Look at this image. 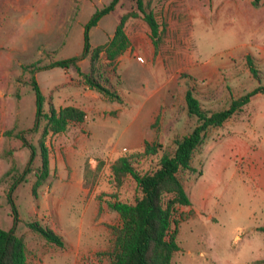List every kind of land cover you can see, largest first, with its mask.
Returning a JSON list of instances; mask_svg holds the SVG:
<instances>
[{
	"label": "rangeland",
	"instance_id": "374dc122",
	"mask_svg": "<svg viewBox=\"0 0 264 264\" xmlns=\"http://www.w3.org/2000/svg\"><path fill=\"white\" fill-rule=\"evenodd\" d=\"M110 0H0V228L13 225L6 192L22 174L29 149L36 146L33 75L42 96V111L77 106L80 123L48 134V175L31 193V171L13 192L15 234L26 246V264H105L119 226L114 200L132 202L135 183H115V158L142 149L143 141L160 144L157 155L134 164L152 169L173 139L187 134L196 119L186 113L183 95L190 89L201 107L217 111L256 86H264V0H142L158 24L152 42L142 15L128 18V48L115 69L100 56L101 69L121 102L106 101L86 88L75 70L38 68L78 56L84 26ZM136 11L135 0H117L87 30L90 46L109 39L121 14ZM247 58L257 70L254 78ZM34 64V71L28 65ZM80 72L87 57L78 59ZM194 171L179 173L189 205H176L171 264H251L264 258V90L240 111L212 129L192 160ZM48 226L63 245L46 242L27 227ZM173 227V225H172Z\"/></svg>",
	"mask_w": 264,
	"mask_h": 264
},
{
	"label": "trees",
	"instance_id": "16d2710c",
	"mask_svg": "<svg viewBox=\"0 0 264 264\" xmlns=\"http://www.w3.org/2000/svg\"><path fill=\"white\" fill-rule=\"evenodd\" d=\"M260 1L251 0L255 5ZM116 2L117 0H110L108 5L96 10L88 19L84 26L83 48L80 55L54 60L38 68L71 66L86 88L96 91L106 101L120 103L121 97L115 86L102 72L100 56H103L106 65L115 69L118 58L129 46V39L124 31V23L128 18L136 17L140 13L149 28L154 44L158 34V24L152 11L146 9L143 1L135 0L136 11H128L120 15L109 39L102 44L90 46L88 28L95 25L102 15L112 10ZM83 56H86L88 61L85 73L80 72L77 66L78 59ZM247 62L252 76L258 78L257 70L251 66L248 58ZM28 66L31 72L34 71V64ZM28 82L35 98L34 121L29 130L39 129V135L36 146L28 143L23 135L19 136L22 144L29 149V157L22 174L13 179L6 192L7 202L13 215V225L7 230L0 228V264H26L25 243L21 236L15 234L16 215L12 200L15 186L31 171L30 164L37 155L39 166L35 170V179L31 185V193L36 196V188L48 175V149L45 137L48 134L64 131L70 123L82 122L85 116L82 109L73 105L55 109L49 104L48 110L42 111V96L33 75ZM263 90L264 86L258 85L247 93L231 99L226 107L217 111H206L191 90L187 89L183 95L186 113L194 116L196 123L187 134L173 139V150L161 152L155 166L144 172H139L134 164L141 158L157 155L160 144L155 140L143 141L141 150L127 152L113 160L110 170L115 183L120 184L125 177H130L135 183L136 195L132 202L116 199L109 203L110 208L118 215L119 226L110 227L112 233L110 248L101 253L107 257L105 264H171L173 253L179 248L175 240L178 223L174 215L176 205H189V198L179 173L194 171L193 157L205 143L208 133L240 111L252 95ZM27 227L46 242L59 247L63 245L61 236L48 226L30 221ZM260 230L264 231V226H261ZM251 264H264V258L256 259Z\"/></svg>",
	"mask_w": 264,
	"mask_h": 264
}]
</instances>
